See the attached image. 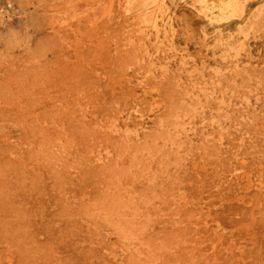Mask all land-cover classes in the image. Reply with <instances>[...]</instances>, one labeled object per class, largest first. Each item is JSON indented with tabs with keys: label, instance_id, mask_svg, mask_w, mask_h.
Masks as SVG:
<instances>
[{
	"label": "rangeland",
	"instance_id": "rangeland-1",
	"mask_svg": "<svg viewBox=\"0 0 264 264\" xmlns=\"http://www.w3.org/2000/svg\"><path fill=\"white\" fill-rule=\"evenodd\" d=\"M142 1L0 0V264H264V0Z\"/></svg>",
	"mask_w": 264,
	"mask_h": 264
},
{
	"label": "bare ground",
	"instance_id": "bare-ground-1",
	"mask_svg": "<svg viewBox=\"0 0 264 264\" xmlns=\"http://www.w3.org/2000/svg\"><path fill=\"white\" fill-rule=\"evenodd\" d=\"M177 7H180V13H185L186 22L195 27L202 26L208 29L214 36L215 42L224 47L225 50L238 51L241 46V40L243 41V38L248 33L247 13L249 10V0L142 1V9L145 8L146 12H148L145 15L148 23H156V19L162 11L172 15L174 11H178ZM5 16L4 13L0 12L1 18ZM189 17H192V20L188 21Z\"/></svg>",
	"mask_w": 264,
	"mask_h": 264
}]
</instances>
